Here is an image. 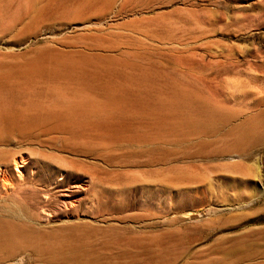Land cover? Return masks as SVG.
Segmentation results:
<instances>
[{"label": "rangeland", "instance_id": "obj_1", "mask_svg": "<svg viewBox=\"0 0 264 264\" xmlns=\"http://www.w3.org/2000/svg\"><path fill=\"white\" fill-rule=\"evenodd\" d=\"M2 74L45 104L89 94L76 149L12 146L56 195L41 224L67 245L44 259L264 264V0H0Z\"/></svg>", "mask_w": 264, "mask_h": 264}, {"label": "bare ground", "instance_id": "obj_2", "mask_svg": "<svg viewBox=\"0 0 264 264\" xmlns=\"http://www.w3.org/2000/svg\"><path fill=\"white\" fill-rule=\"evenodd\" d=\"M13 81L11 75L0 76V263L15 252L28 250L37 254L36 259L44 261V264H54L56 257L44 259L41 255L51 250L60 251L67 244L62 240L58 242L51 239L52 232L41 223L49 221L56 195L50 187L39 186L34 171L26 173L31 162L27 157L17 155L19 150L12 146L24 144L38 131L67 134L60 140H72L69 147L75 148L77 140L89 132V110L86 107L79 108L83 102L89 103V94L81 86L80 96L60 95L54 102L45 104L36 93L27 92ZM55 138L51 137L53 143L60 137ZM11 165L19 172L18 176H13ZM55 182L54 189H57L61 182ZM79 245L71 243L69 249L78 250Z\"/></svg>", "mask_w": 264, "mask_h": 264}]
</instances>
